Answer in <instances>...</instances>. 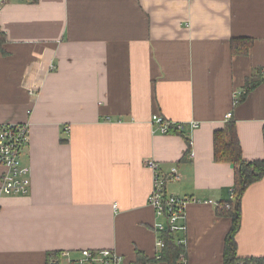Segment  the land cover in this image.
Here are the masks:
<instances>
[{
  "label": "crops",
  "instance_id": "crops-1",
  "mask_svg": "<svg viewBox=\"0 0 264 264\" xmlns=\"http://www.w3.org/2000/svg\"><path fill=\"white\" fill-rule=\"evenodd\" d=\"M1 32L0 122L29 124L30 190L0 194V264L83 248L167 264L147 159L176 166L166 192L196 200L172 233L186 264H224L231 219L216 204L233 168L214 161L213 131L234 120L243 158L264 157V81L234 103L264 68V0H4ZM234 38L252 39L247 54H231ZM153 114L185 128L161 133ZM235 243L236 258H264V174L241 197Z\"/></svg>",
  "mask_w": 264,
  "mask_h": 264
},
{
  "label": "built area",
  "instance_id": "built-area-1",
  "mask_svg": "<svg viewBox=\"0 0 264 264\" xmlns=\"http://www.w3.org/2000/svg\"><path fill=\"white\" fill-rule=\"evenodd\" d=\"M4 0H0V5ZM234 99V103L238 102ZM229 116V114L227 115ZM151 122L157 125L161 133H168L171 129L182 131L184 122L166 120L158 114H153ZM28 122H0V166L3 171L0 174V194L5 196L27 195L30 190V168L21 161V155L28 142ZM197 126V122H190L189 128ZM144 165L152 173V187L147 197L156 215L153 227L158 233L162 232H184L185 225L180 223L184 219L185 207L188 203L196 201L191 197L177 196L165 190L168 180H179L180 173L176 166H171L167 173H162L157 161L147 159ZM233 194L231 192L230 199ZM228 207V204H225ZM1 211V204H0ZM177 244H183V238H176ZM156 245L164 247V241L158 237ZM59 257L63 259L62 264H128L115 250L109 248L80 249L77 256H72L69 251H62ZM54 264H61L55 261ZM253 264H264L257 261Z\"/></svg>",
  "mask_w": 264,
  "mask_h": 264
},
{
  "label": "trees",
  "instance_id": "trees-1",
  "mask_svg": "<svg viewBox=\"0 0 264 264\" xmlns=\"http://www.w3.org/2000/svg\"><path fill=\"white\" fill-rule=\"evenodd\" d=\"M5 41V35L0 33V51ZM250 38H234L230 41V51L232 55H245L252 45ZM264 81V68L258 69L246 79L243 91L238 98L242 100L248 92ZM171 131H175L171 129ZM170 131V132H171ZM264 135V127H263ZM213 159L216 162L229 163L233 168L232 198L216 204L218 215L231 219L229 230L226 234L223 259L224 264H253L257 261H264V258H236L235 233L240 226V201L246 187L260 179L264 174V157L262 159L246 160L242 156L240 143L236 133L235 121L229 119L222 128L213 131ZM228 204V207L225 206ZM160 237L164 241V247L158 256L167 264H186L185 248L182 244H177L170 232H162ZM149 259L137 252L136 259L131 264H146Z\"/></svg>",
  "mask_w": 264,
  "mask_h": 264
},
{
  "label": "rangeland",
  "instance_id": "rangeland-1",
  "mask_svg": "<svg viewBox=\"0 0 264 264\" xmlns=\"http://www.w3.org/2000/svg\"><path fill=\"white\" fill-rule=\"evenodd\" d=\"M63 260V259H62ZM61 264H62V262H61Z\"/></svg>",
  "mask_w": 264,
  "mask_h": 264
},
{
  "label": "water",
  "instance_id": "water-1",
  "mask_svg": "<svg viewBox=\"0 0 264 264\" xmlns=\"http://www.w3.org/2000/svg\"><path fill=\"white\" fill-rule=\"evenodd\" d=\"M54 264V263H53Z\"/></svg>",
  "mask_w": 264,
  "mask_h": 264
}]
</instances>
